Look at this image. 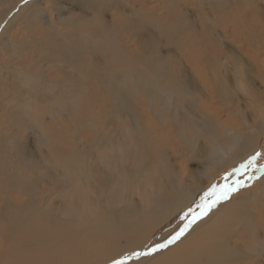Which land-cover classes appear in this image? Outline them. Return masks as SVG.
Wrapping results in <instances>:
<instances>
[{"label":"bare ground","instance_id":"1","mask_svg":"<svg viewBox=\"0 0 264 264\" xmlns=\"http://www.w3.org/2000/svg\"><path fill=\"white\" fill-rule=\"evenodd\" d=\"M43 1L30 0L22 4L17 15L8 14L11 8L4 13L0 10V24L6 15L9 17V22L0 25V46L6 54L10 49L19 50L18 34L14 40L9 38L11 33L7 35L13 20L32 5L39 10L28 12L29 17H42L47 11ZM109 1L118 15L106 19L98 8L97 12L93 11L96 16L88 18L94 23L89 27L93 32H88L95 35L94 42L84 47L75 39L73 43L66 41L67 45L65 35H61L54 49H59L56 52L59 58L74 60L72 67L75 68L81 67L86 51L93 52L95 58L88 59L89 66L97 61L99 52L112 55L110 64H115L116 68H129L128 60L131 65L135 61L141 64L145 62L142 56L151 57L145 68L140 67L141 70L128 77L123 72V90L121 96L113 100L112 107L117 111L127 109L128 114L124 112L117 118L118 114L115 117L118 120L114 121L108 114L100 115L92 120L90 130L83 129L81 134L71 131L69 139L65 135L55 138L59 143L52 144L54 137L44 132L47 131L45 125L37 131L41 125L30 122L24 111L17 110L32 112L39 104L45 106L47 102H38L41 98L36 97L42 94L50 98L52 105L47 110L43 108L46 113L55 110L61 114L74 113L68 106L76 103L75 98V101L67 100L70 92L51 88L72 86L68 83H73L75 78L61 73L60 80L54 82L44 73H33L21 65L4 67L6 64L0 60V86L6 90L5 102L0 104V116L5 117L0 120V264H110L121 254L143 251L148 244L159 243L178 230L183 212L194 206L222 173L241 163L242 158L264 140V87L260 92L252 88L247 75L252 71L254 75L263 74L264 78V6L259 4L264 0H239V24L224 26L220 22L218 31V26L215 27L218 54L208 51L210 42L200 46L201 50L198 47V52H182L184 45L181 44L187 40L184 35H177L169 43L172 50L159 49L160 40H170L168 37L174 31L187 25L185 18L188 17L183 11V16L177 12L178 5H195L197 0ZM153 1L159 5L144 9V3ZM129 5L127 12L123 7ZM203 5L215 7L210 0H204ZM224 6L220 13L225 16L231 8L228 4ZM212 8L206 20L216 26L217 11ZM158 11L164 17L159 26ZM142 16H145L143 25L139 24L140 20L134 22ZM117 20L121 21L115 23ZM132 22L134 26L129 25ZM47 25L52 32L59 31L50 18ZM209 25L204 24L208 28ZM85 36L87 33L79 37ZM147 38L152 42L149 50L140 43ZM36 40H33L35 49L51 56L45 39L40 38V44ZM176 45L179 49L175 53ZM24 51L26 53V49ZM104 60L101 61L104 63ZM42 61L47 64L49 60L43 58ZM177 61L178 66L184 63L189 68L192 79L187 70L181 69V72L175 70L173 78ZM102 66L99 71L103 76L106 67ZM132 89L141 96L143 107L132 105L126 95ZM209 101L214 105L211 108ZM147 111L151 114L149 118ZM8 112L11 115L6 116ZM81 119L80 116L75 120L81 122ZM19 129L22 131L17 135ZM26 129L35 130L37 146L34 148L28 147ZM192 161L197 163L198 169L186 168ZM256 193L264 195V175L246 194L231 197L212 209L167 249L133 259L129 264H264V213L249 203ZM252 238L256 247L251 246Z\"/></svg>","mask_w":264,"mask_h":264},{"label":"rangeland","instance_id":"2","mask_svg":"<svg viewBox=\"0 0 264 264\" xmlns=\"http://www.w3.org/2000/svg\"><path fill=\"white\" fill-rule=\"evenodd\" d=\"M30 0H0V10L3 12L9 8H11L9 11H8V14L12 13V15H15L20 9L19 7L23 4V6L25 5L26 2H28ZM40 1L42 0H36V2L40 3ZM106 0H44L43 1V4H45L46 6V10L47 11H44L41 15H43L42 17L38 18V17H34L33 19H31V17H29L30 15L28 14V12H32L33 10H39V8H36L35 5L33 6H29L28 8L26 9H23L24 11L22 13H20L18 15V18L17 20H13L12 24L10 25V28L7 30L8 32V36L12 34V37L9 36L10 40H14L16 38L15 35H17V37L19 38V42H21V44L17 43V47H19V50H16L17 54L16 55V52H14L13 50H9L10 53H7L3 50V47L0 46V60L4 61V63L6 64V66L3 64L4 67H12L14 65H21V68H27V69H31L33 73H38V72H42L44 73L47 78L51 81H54L56 82V80H60V74L62 73L63 75H69L71 74V77L72 78H75L74 82L73 83H68V84H71L72 86H69L67 88H64V89H59L56 87V85H54L51 90L53 89L54 91H65L66 93H69L70 92V99H67V100H74L76 99V103H69L68 106H70V110L71 112L74 111V113H63L61 114V112H59L58 110H55L54 111H49V112H45L47 110V108L50 106L52 107V105L50 104V98L48 97H44V95H39V96H36L37 98H41L38 100V102H47L45 106H43L42 104H39L36 108V111L35 110H32V112L29 110L27 111L26 109H23V110H17V111H24V114L30 118V122L32 120V122H34V124H38L37 126H40L37 130V131H41L40 129H43L42 127L44 126V128L47 129L44 130V132H47L48 135H52V137H54V140L51 139L52 141V144L53 143H56L59 141L58 140H55V138H61L63 136H67L66 138L69 139V135L72 134L71 131H74V133H82L84 130H90L92 128V124L94 122V119L96 118H99L103 115H107L109 117H113L112 119L115 121V120H118L117 118H121V114H125L127 113L128 114V110L127 109H124V110H121V109H118V111L112 107L113 106V100H117V97L119 98L120 95V91H122L123 89V84L121 83L122 82V75L124 74L123 72H125V74L128 75L132 72H136V71H139L138 69H143L145 68V65L146 62L148 64L149 61H147V59H150L151 57L147 56H142L143 59L142 61L144 63H139L137 61L134 62L133 65L131 60H128V66L129 68L127 67H123V66H115V64L112 63V65L110 64L111 63V57H109L110 55L108 54H99V53H102V52H99L97 53V61L95 60L94 64H92L91 66H89V64H87V62L89 61L88 59H92L94 60V56L93 55V52H89V51H86L83 55V61L82 63H80L81 67L80 66H76L77 68L75 67H72L74 66V60L69 62V59H64V58H59V56L57 55V50H59L58 48L57 49H54L57 44L60 42V36L62 35H65V40H64V43L67 44L66 41H70V43H73V42H76L75 39H77V41L80 42V45L82 46H87L89 44H91L92 42H94L92 39H95V35L92 34V33H88V32H93V30H91L89 27L94 25L93 22L89 21L88 18H92L93 19V16H96V14L94 13L93 14V11L97 12L96 9L99 8V12L102 10V14L105 15L106 19H110L111 16H115V15H118L116 12L117 10L115 8H112L110 7V4H108L110 1H106ZM135 1V0H134ZM139 1L141 0H136L135 3H138ZM148 1V0H146ZM194 1V0H192ZM212 3H214V6L215 7H210V5H207L204 6L203 3H204V0H197V5H182L180 4V2H178V4H180V6L178 5L177 7V12L183 16V13L185 14L184 16L188 17V19L185 18V20L187 21V25L184 27L181 28V30H176L172 33L171 36H169L168 38H170V40H166L164 41L163 39L160 40V43L158 45V41L156 42L157 45L159 46V49L162 50L163 52L166 51L167 49L170 50L171 49V46L172 45H169V43L171 44V41H174V39H176L177 35H184V37L187 38L184 39L185 40V43L184 44H181V45H184L183 46V49L181 48V51L185 52V53H191V52H198L200 51L202 48V46L205 45V43H209V47H208V51L212 54V53H216L218 54V46H217V43L215 42V36L217 34V31L218 29H220L221 27L219 25H224V26H227V25H238L239 23V10H240V5H241V2H238L239 0H210ZM233 1V2H232ZM235 2V3H234ZM83 3V4H82ZM86 3V4H85ZM107 3V4H106ZM216 3V4H215ZM234 3V4H233ZM117 4V3H116ZM144 3L143 6H144V9H146L147 7V10H151L153 7H156V5H159V4H156L154 1L153 2H150L148 4ZM221 4V5H220ZM223 4V5H222ZM224 4H228L230 5V8L231 9H228L227 11V14L225 12V16L220 13L222 12V9L224 6ZM233 4V6H231ZM237 4V5H236ZM257 4V3H256ZM261 7L264 6V1L260 2L259 3ZM258 4V5H259ZM118 5V4H117ZM150 5V6H148ZM202 5V6H201ZM12 6V7H11ZM17 6V7H16ZM60 6V7H59ZM222 6V8H220ZM152 7V8H151ZM183 7V8H181ZM194 7V8H193ZM200 9H199V8ZM218 7V9H217ZM237 7V8H236ZM104 8V9H103ZM158 8V7H157ZM178 8H179V11H178ZM188 10H187V9ZM208 8V9H207ZM214 9L216 10L217 14L215 13V16H216V26L213 24V23H210V22H207L206 20V14L209 13V9L211 10ZM92 9V10H91ZM123 9L127 12L130 11V5L129 6H124ZM221 9V10H219ZM29 10V11H27ZM65 10V11H64ZM161 10V8H160ZM159 10V11H160ZM207 10V11H205ZM219 10V11H218ZM158 11V22H157V25L159 26V23H162L164 22V17L160 16V13ZM183 11V13H182ZM186 11V12H185ZM163 12V10L161 11ZM181 12V13H180ZM188 12V13H187ZM197 15H195V13ZM205 12V13H204ZM237 12L239 14H237ZM4 13V12H3ZM188 16H187V14ZM203 13V14H202ZM205 14V15H204ZM220 14V15H218ZM222 14V15H221ZM236 16H235V15ZM5 15V14H4ZM17 15V14H16ZM22 15V16H21ZM204 15V16H203ZM25 16V17H24ZM139 16V15H138ZM192 16V17H191ZM197 16V17H196ZM228 16V17H227ZM233 16V17H232ZM3 17V16H2ZM64 17H65V20H64ZM145 16H142L141 18H138V19H135L134 22L136 21H139V24H144L145 20L143 19ZM205 17V18H204ZM230 17V18H229ZM31 20H30V19ZM52 20L54 22V25L55 27L59 30V31H56V32H52L53 30H50V27L47 25L48 23V20ZM98 18V17H97ZM117 18V17H116ZM191 18V19H190ZM234 18V19H233ZM8 19V20H7ZM184 20V19H183ZM184 20V22H185ZM193 22V23H191ZM206 20V21H205ZM222 20V21H221ZM6 21L9 22V17L6 15L2 21V24H0L1 26H3ZM32 21V22H31ZM66 21V22H65ZM74 21V22H72ZM121 20H117L115 23L117 22H120ZM189 21V22H188ZM198 21V22H197ZM219 21V22H218ZM221 22V23H220ZM197 23V25H196ZM206 23V26H208L209 24L207 23H210L209 25V28L210 26L211 29H209L208 27L204 26V24ZM220 23V24H219ZM79 24H81V27L79 26ZM191 24V26H190ZM203 24V25H202ZM214 26H213V25ZM129 25L131 26H134L135 23H130ZM197 27H196V26ZM203 26V28H202ZM217 31L215 29V27H217ZM189 27V28H188ZM195 27V28H194ZM201 29H200V28ZM220 27V28H219ZM149 28H152L150 25H149ZM199 28V29H197ZM205 29V30H204ZM215 29V30H214ZM192 30V32L190 31ZM198 30V31H197ZM210 30V31H209ZM213 30V31H212ZM196 31V32H194ZM207 31V33H205ZM216 31V32H215ZM126 32V31H125ZM194 32V33H193ZM199 32V33H198ZM215 32V33H214ZM11 33V34H10ZM66 33V34H64ZM87 33V36L85 37H79V36H82L83 34ZM127 33V32H126ZM201 33V34H200ZM203 33V34H202ZM205 33V34H204ZM22 34V35H21ZM189 34V35H188ZM211 36H210V35ZM5 35V36H7ZM176 35V36H175ZM196 35V36H195ZM214 35V36H213ZM7 36V37H8ZM22 36V37H21ZM34 36V37H33ZM41 36V37H40ZM51 36V37H50ZM55 36V37H54ZM174 36V37H172ZM195 36V37H194ZM43 37V38H42ZM210 37V38H209ZM13 38V39H11ZM35 38L39 41L37 42L38 44H40V41L43 39L44 40V43L46 45H49L50 46V53H51V56L50 55H47L42 53V52H39V50L37 51L34 47V44H33V40H35ZM41 38V40H40ZM119 38V36H118ZM172 38V39H171ZM213 38V39H212ZM29 39V40H28ZM50 39V40H49ZM32 40V41H31ZM36 40V41H37ZM47 40V41H46ZM56 40V41H55ZM204 40V41H203ZM211 40V41H210ZM214 40V41H213ZM49 41V43H47ZM148 41V42H146ZM168 43H165L168 44V46L165 47L164 45V42H167ZM170 41V42H169ZM198 41V42H197ZM28 42H31L30 45ZM129 42H131V39L129 40ZM192 42V43H191ZM196 42V45L195 43ZM201 42V43H199ZM213 42V43H212ZM36 43V44H37ZM142 44H144L146 46V48H148L149 50V47L152 45L151 43V39L149 41V38H147L145 40V42H140ZM148 43H150L148 45ZM25 44V45H24ZM65 45V47H67V45ZM131 44V43H130ZM161 44V45H160ZM193 44V45H191ZM198 44H201V45H198ZM213 44V45H212ZM229 44V43H228ZM32 49H30L28 46ZM33 45V46H32ZM61 45V44H60ZM180 45V46H181ZM215 45V46H214ZM24 46V47H23ZM39 46V45H38ZM170 46V48H169ZM201 46V47H200ZM24 49H23V48ZM25 47H28V48H25ZM34 47V48H33ZM47 47V46H45ZM58 47H61V46H58ZM187 47V48H186ZM197 47V48H195ZM198 47H200L198 50ZM215 47V48H214ZM217 47V48H216ZM23 49V52L22 49ZM189 48V49H188ZM191 48V49H190ZM9 49V48H8ZM18 49V48H17ZM26 49V53H25V50ZM27 49H29V52H27ZM34 49V50H33ZM158 49V50H159ZM166 49V50H165ZM172 49H173V46H172ZM171 49V50H172ZM174 52L176 53L178 51V45L175 46L174 48ZM54 50V52L52 51ZM191 50V52H190ZM196 50V51H195ZM213 50V51H212ZM12 51V53H11ZM32 51V52H31ZM107 51V50H106ZM161 51L160 54H163ZM146 52V51H145ZM4 53V55H3ZM30 53V54H29ZM31 53L33 55H31ZM41 55H38L40 54ZM52 53H53V56H52ZM105 53H108V52H105ZM14 54V55H13ZM56 54V55H55ZM99 54V56H98ZM168 54V53H167ZM45 55V56H44ZM108 55V56H107ZM141 55V54H140ZM36 56V57H35ZM49 56V57H48ZM185 56V55H184ZM51 57V58H50ZM107 57V58H105ZM149 57V58H148ZM156 58V55L154 56ZM173 57V56H171ZM170 57V58H171ZM186 57V56H185ZM208 57V56H207ZM206 57V59H207ZM9 58V59H8ZM42 58H47L49 61L47 64H44V62L42 61ZM53 58V59H52ZM94 58V59H93ZM105 58V60H104ZM110 58V59H109ZM176 58V55H174V60ZM211 58H213V56H211ZM32 59V60H31ZM77 59V55L75 57V60ZM109 61H108V60ZM9 60H11L9 62ZM32 62H30V61ZM38 60V62H37ZM52 60V61H51ZM101 60H104V63L103 61ZM108 62H107V61ZM56 61V62H55ZM25 62V63H24ZM107 62V63H106ZM173 62V61H172ZM72 63V64H71ZM103 63V64H102ZM179 62L177 61L175 64H174V69H173V78H174V74H175V70H177L178 72H181V70H187V75L189 78L192 79V72L189 70L188 67L185 66L184 63H180V65L178 66ZM87 64V65H86ZM100 64V65H99ZM137 64V65H136ZM139 64V66H138ZM211 64L214 65V62L212 61L211 59ZM8 65V66H7ZM104 65L106 68L104 69V75L102 76V73L99 71V69H101ZM115 67H114V66ZM138 67H136V66ZM154 65V64H153ZM152 65V66H153ZM173 65V64H172ZM176 65V66H175ZM183 65V68H181V66ZM211 65V66H212ZM23 66V67H22ZM46 66V67H45ZM71 66V67H70ZM108 66V67H107ZM112 66V67H111ZM97 69H96V68ZM113 67H114V70H113ZM135 67V68H134ZM180 67V68H179ZM46 68V69H45ZM67 68V69H66ZM185 68V69H184ZM140 69V70H141ZM181 69V70H179ZM88 70V72H87ZM111 70V72H110ZM113 70V71H112ZM59 71V72H58ZM94 71V72H93ZM114 71H116L114 73ZM119 71V72H118ZM97 72V73H96ZM110 72V73H109ZM142 73H145L143 71H141ZM183 72V71H182ZM118 73V74H117ZM177 73V72H176ZM251 73V74H250ZM1 74V73H0ZM48 74V75H47ZM61 74V75H62ZM81 74H83L84 78H81ZM89 74V76H88ZM108 74V75H107ZM110 75V76H109ZM249 77H250V81L253 85L252 88H254L255 90H257L258 92H260L259 90H262L263 87H264V83H262L263 81V74L260 75V73L258 75H254V73H252V71L248 72L247 74ZM252 75V76H251ZM57 76V77H56ZM70 76V75H69ZM99 76V77H98ZM105 76V77H104ZM108 76V77H106ZM259 76V77H257ZM94 77V78H93ZM111 77V79H110ZM119 77V78H118ZM256 77V78H255ZM102 78H107L108 81H106L105 79H102ZM101 81H100V80ZM120 79V80H119ZM258 79V81H257ZM87 80V81H86ZM105 82H104V81ZM111 80V81H109ZM256 80V81H255ZM120 81V82H119ZM38 81H34L33 83L35 85H37ZM76 82V83H75ZM48 83V81H47ZM105 83V84H104ZM111 83V84H110ZM260 83V84H259ZM27 84V83H26ZM109 84V85H108ZM114 84V85H113ZM19 88H23V86L19 85L18 86ZM122 87V88H121ZM85 89V90H83ZM113 89V90H112ZM134 89H132L131 91H127L128 94H126L128 96V98L132 101V105H136L137 107H143V101L141 99V96H139V94L137 95V93H135V90L133 91ZM5 88L3 86H0V104H4L5 100H3V95L6 93L5 92ZM109 91V92H108ZM114 93H113V92ZM112 92V93H111ZM119 92V94L117 93ZM48 93V92H47ZM109 93V95H108ZM113 94V95H111ZM116 94V96H114ZM130 95V96H129ZM134 95V96H132ZM43 97V98H42ZM68 97V98H69ZM75 98V99H73ZM109 98V100H108ZM113 98V99H112ZM122 98V97H121ZM138 98V99H137ZM186 98V97H185ZM183 99V97H182ZM94 100H96L95 103ZM98 100V101H97ZM241 100V99H240ZM100 101V102H99ZM94 102V103H93ZM104 102V103H103ZM139 102V103H138ZM142 102V103H141ZM108 105H107V104ZM111 104V105H110ZM240 104H243V100H241ZM208 105L210 106V108L213 105V103H208ZM220 105V103H219ZM219 107V106H218ZM2 108V107H1ZM8 109V107H6ZM43 108H45L46 110H44ZM111 108H113V113H111ZM3 109V108H2ZM73 109H76L73 110ZM109 109V110H108ZM4 111V110H2ZM44 111V112H43ZM108 111V112H107ZM111 111V112H110ZM123 113H122V112ZM1 112V111H0ZM5 112V111H4ZM52 112V114L50 113ZM82 112V113H81ZM125 112V113H124ZM9 113V114H8ZM6 113L5 115L8 116V115H11V112H8ZM14 113H15V110H14ZM18 113V112H16ZM34 113V114H33ZM154 113V111H153ZM29 114V116L27 115ZM67 114V115H65ZM119 114V116L117 117V115ZM147 116L149 118V116L151 115L148 111H147ZM45 115V116H44ZM71 115H75V117L73 118V116ZM77 115V116H76ZM101 115V116H100ZM70 116V117H69ZM80 116L82 117L81 119V122H76L75 119H78L80 118ZM56 117V118H55ZM65 117V118H64ZM117 117V118H115ZM4 119L5 117L3 116H0V120ZM90 118V119H89ZM34 119V120H33ZM74 121H73V120ZM38 122H37V121ZM93 120V122H92ZM40 121V122H39ZM127 121L129 123L132 122V120L130 119H127ZM45 123V124H43ZM57 124V125H56ZM216 125H218V122L215 123ZM47 125V127H46ZM101 123L99 124V127H100ZM75 126H77L75 128ZM16 127V125L14 126V128ZM19 127V126H18ZM13 128V129H14ZM74 129V130H73ZM84 129V130H83ZM80 130V131H79ZM83 130V131H82ZM12 131V130H11ZM9 131V132H11ZM21 129H19L17 131V135H20L21 133ZM50 131V132H49ZM130 131L127 130V132ZM133 131H136V130H132ZM30 132V133H29ZM33 132L35 133V130L33 131V129H30V130H25V133L27 134V139H28V142H29V146L30 148H34L35 146V141H34V134ZM32 133V134H31ZM73 133V134H74ZM69 136V137H68ZM51 145V144H50ZM47 147V146H45ZM44 147V148H45ZM256 152H260L262 155L261 157H258L257 158V161L256 163L257 164H261V165H264V140L258 145V147H256L254 149V151L245 156L244 158H242V162L243 163L249 156L255 154ZM239 163L238 165L236 166H232L230 170L222 173V176L219 178H217V180H215L216 182L214 184H220L223 182L222 178L224 177L225 173H228L229 176H230V179H229V182H231V174H232V171L234 168H238L239 165L241 164ZM197 163L192 161V162H189L186 166L187 169H190V168H193V170L195 169H198L197 168ZM131 166V165H129ZM196 167V168H195ZM248 175H252L254 178L251 179V180H248L247 179V176ZM264 175V172L260 173V174H257L255 172H249L248 174H242L239 176V178L241 179H244L246 181V185L245 187H242L240 188L239 191L237 192H234L232 193V195L230 196L231 197H240L241 195H244L246 194L247 192L250 191V189H253V185L256 181H258L260 179V177ZM259 193H256V195L253 197V199H251L249 201L250 205H255L256 206V210L259 211V212H262L264 213V199H262L264 197V195H257ZM256 198V200H254V198ZM259 197V199H258ZM261 197V198H260ZM258 199V200H257ZM254 200V201H253ZM224 201H222L221 203H219L216 207H214L213 209H216L218 207H220L222 205ZM263 204V205H262ZM262 205V206H261ZM254 239L255 238H252L251 239V246H255L254 245ZM256 247V246H255ZM254 260H257V258L253 257ZM250 261V260H249Z\"/></svg>","mask_w":264,"mask_h":264},{"label":"snow or ice","instance_id":"3","mask_svg":"<svg viewBox=\"0 0 264 264\" xmlns=\"http://www.w3.org/2000/svg\"><path fill=\"white\" fill-rule=\"evenodd\" d=\"M261 155L262 154L260 152H256L241 163L238 168H234L231 174V182H229V174L225 173L222 178V183L211 185L194 206L189 207L185 212H183L181 215V226L178 230L169 235L167 239L159 243H150L143 251H133L121 254L117 258L112 259L110 264H129V262L133 259H138L141 256L152 255L165 250L170 245L176 243L187 233L193 224L207 216L214 207L222 201L229 199L232 193L247 186L246 181L239 178L240 175L248 174L249 172H255L257 174L264 172V165L256 163L257 158L261 157ZM253 178L254 177L252 175L247 176L248 180Z\"/></svg>","mask_w":264,"mask_h":264}]
</instances>
